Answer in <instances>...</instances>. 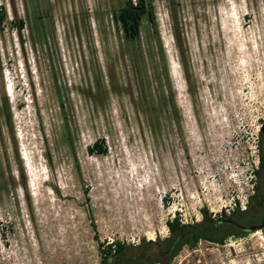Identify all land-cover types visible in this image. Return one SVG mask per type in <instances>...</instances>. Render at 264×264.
<instances>
[{
  "label": "rangeland",
  "instance_id": "obj_1",
  "mask_svg": "<svg viewBox=\"0 0 264 264\" xmlns=\"http://www.w3.org/2000/svg\"><path fill=\"white\" fill-rule=\"evenodd\" d=\"M125 1L0 0V264H99L92 220L101 240L138 244L172 234L175 216L259 214L247 206L264 192V0H153L181 124L161 103L151 23L137 50L124 39ZM97 141L106 153L89 152ZM225 228L171 264H264L262 230Z\"/></svg>",
  "mask_w": 264,
  "mask_h": 264
},
{
  "label": "trees",
  "instance_id": "obj_2",
  "mask_svg": "<svg viewBox=\"0 0 264 264\" xmlns=\"http://www.w3.org/2000/svg\"><path fill=\"white\" fill-rule=\"evenodd\" d=\"M172 13L174 21V38L180 53V60L185 73V78L189 86V91L190 93H193L195 85L193 83L191 75L190 62L188 59V49L185 44L183 32L181 30L180 22L175 13L173 4ZM114 15L117 23L121 24L124 39L134 50H137L136 45L141 44V27L144 18H147L151 23L152 31L155 34V38L157 41V48L163 68V72L158 74V79L161 84L163 83V80L166 81L170 89V93L168 95H166L165 92L163 93L161 103H164L165 105H167V107H170L172 109L176 121L181 124V114L178 110L174 92L175 90L170 79L166 54L159 32L153 0H126L122 4V6H120V8L114 12ZM5 17L6 13L2 10V7H0V21H3ZM134 58H136L135 55ZM137 63L138 62L135 61L136 65H138ZM141 103L144 107V111L147 113H151L156 109L153 97L151 95L149 98L145 87H142ZM261 136L264 139V133L262 131ZM88 149L90 153H106L108 151L107 146L99 141L89 146ZM260 166L264 168V154L261 157ZM86 193L88 194L89 192L86 191ZM253 199L250 203L251 208H255ZM203 214L204 220L196 224L182 223L179 217L175 216L173 219H169L166 222L172 234H170L166 238L159 237L158 239H147L144 237L140 239L138 244H133L122 240H101L98 235L96 222L95 220H92V225L95 230V238L98 241V249L100 253L99 264H171L175 253L184 244H189V246L193 247L201 238L214 240L217 242L222 241V236L224 235L223 233L227 231L225 227L229 225L220 224L216 226L214 222L208 218L206 210L203 211ZM237 216V218L239 219L243 218V216ZM262 231L264 235V227ZM244 233L246 234V232ZM48 264L68 263L58 262Z\"/></svg>",
  "mask_w": 264,
  "mask_h": 264
},
{
  "label": "flooded vegetation",
  "instance_id": "obj_3",
  "mask_svg": "<svg viewBox=\"0 0 264 264\" xmlns=\"http://www.w3.org/2000/svg\"><path fill=\"white\" fill-rule=\"evenodd\" d=\"M261 167V166H259ZM263 168V167H262ZM256 193V198L254 199V203H255V208H251V206H247V212L250 211H255V212H259L258 216H254L250 222L246 223L247 225H253V224H260L262 222L263 216H264V192L258 188L257 191L255 190ZM240 214V212L237 210V208L233 209V212L230 213L228 216L226 217H222L221 219H218L217 221L214 222V224L216 226L220 225V224H227V225H231L234 227L235 231L232 234H245L249 233L247 231L241 230L239 228H237L236 226H234L232 223L224 221V219H234L237 221V215ZM245 224V223H244Z\"/></svg>",
  "mask_w": 264,
  "mask_h": 264
},
{
  "label": "water",
  "instance_id": "obj_4",
  "mask_svg": "<svg viewBox=\"0 0 264 264\" xmlns=\"http://www.w3.org/2000/svg\"><path fill=\"white\" fill-rule=\"evenodd\" d=\"M261 131L264 133V123L262 124ZM224 221L230 222L234 226H236L237 228L244 230V231H247L249 233L255 232L258 230H262L264 227V216H263L262 222L260 224H253V225H247V224L238 222L234 219H224Z\"/></svg>",
  "mask_w": 264,
  "mask_h": 264
},
{
  "label": "bare ground",
  "instance_id": "obj_5",
  "mask_svg": "<svg viewBox=\"0 0 264 264\" xmlns=\"http://www.w3.org/2000/svg\"><path fill=\"white\" fill-rule=\"evenodd\" d=\"M25 158H26V156H24ZM27 170H29V169H27ZM257 232H260V231H257Z\"/></svg>",
  "mask_w": 264,
  "mask_h": 264
}]
</instances>
